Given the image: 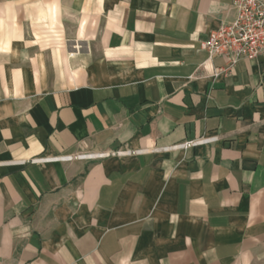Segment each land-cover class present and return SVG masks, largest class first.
I'll return each mask as SVG.
<instances>
[{
  "label": "crops",
  "instance_id": "0c3cea01",
  "mask_svg": "<svg viewBox=\"0 0 264 264\" xmlns=\"http://www.w3.org/2000/svg\"><path fill=\"white\" fill-rule=\"evenodd\" d=\"M233 1L0 0V264H264V53L200 50Z\"/></svg>",
  "mask_w": 264,
  "mask_h": 264
},
{
  "label": "built area",
  "instance_id": "2783aa9c",
  "mask_svg": "<svg viewBox=\"0 0 264 264\" xmlns=\"http://www.w3.org/2000/svg\"><path fill=\"white\" fill-rule=\"evenodd\" d=\"M234 19L209 32L201 43V51L207 53L210 63L215 58H223L225 67L214 68L213 75H227L240 61L259 58L264 53V0H234ZM214 138H198L186 141L169 149L188 150L201 144L212 143ZM136 154L134 151H119L112 155ZM101 155L83 154L66 157L65 160L91 159Z\"/></svg>",
  "mask_w": 264,
  "mask_h": 264
},
{
  "label": "rangeland",
  "instance_id": "374dc122",
  "mask_svg": "<svg viewBox=\"0 0 264 264\" xmlns=\"http://www.w3.org/2000/svg\"><path fill=\"white\" fill-rule=\"evenodd\" d=\"M72 22H71V24H73V25H79L80 24V22L81 21H79V20H76V19H73V20H71ZM65 39V37H61V40L63 41ZM61 41V42H62Z\"/></svg>",
  "mask_w": 264,
  "mask_h": 264
}]
</instances>
